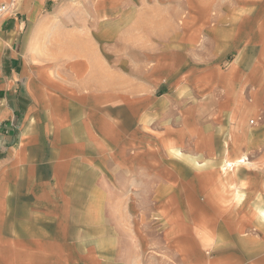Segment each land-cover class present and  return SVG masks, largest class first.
<instances>
[{"label": "crops", "instance_id": "0c3cea01", "mask_svg": "<svg viewBox=\"0 0 264 264\" xmlns=\"http://www.w3.org/2000/svg\"><path fill=\"white\" fill-rule=\"evenodd\" d=\"M61 1L0 0L6 7L0 17V264H113V220L119 216L113 195L128 193L114 179H140V137L133 141L114 130L106 97L78 95L51 74L32 72V23ZM186 2L184 36L175 48H222L232 58L218 61L222 68L209 81L195 73L172 80V86H190L193 100L182 105L178 126L147 142L180 154L189 143L213 146L221 141L217 121L227 114L230 125L219 130L229 128L232 137L223 138V161L237 160L245 156L240 134L264 109V0ZM228 172H190L180 187L191 190L184 209L202 211L200 218H186L188 225L168 217L170 225L180 222L177 234L191 236L185 264H264L261 185L242 179L237 168ZM210 210L223 211L219 224Z\"/></svg>", "mask_w": 264, "mask_h": 264}, {"label": "rangeland", "instance_id": "374dc122", "mask_svg": "<svg viewBox=\"0 0 264 264\" xmlns=\"http://www.w3.org/2000/svg\"><path fill=\"white\" fill-rule=\"evenodd\" d=\"M186 4V0H62L57 9H49L32 23L28 49L32 72L49 73L78 95H93L97 100L106 97L114 130L127 133L133 141L140 137V179H114L128 193L113 195L119 214L113 220V264H185L193 242L189 234H177L176 227L181 221L188 225L186 218H200L202 211L184 209V198L188 200L191 190L180 187L190 172L216 171L225 164L223 138L231 141L232 133L229 128L224 133L219 129L230 125L227 114L217 121L221 141L213 146L196 149L189 143L181 145L180 154L166 145L147 142L178 126L182 105L193 100L190 86L184 81L172 86V80L195 73L209 81L222 68L218 61L232 58L222 48H175L184 36ZM175 57H180L176 66ZM208 62L215 66H207ZM149 99L154 102L147 104ZM103 107L99 104L96 109L101 112ZM239 139L240 156L249 160L235 168L242 179L261 185L258 200L264 206V109L249 117L248 128ZM129 152L137 153L135 149ZM224 180L232 184L231 178ZM209 213L218 224L224 214ZM172 214L182 220L170 225Z\"/></svg>", "mask_w": 264, "mask_h": 264}, {"label": "bare ground", "instance_id": "6f19581e", "mask_svg": "<svg viewBox=\"0 0 264 264\" xmlns=\"http://www.w3.org/2000/svg\"><path fill=\"white\" fill-rule=\"evenodd\" d=\"M246 159H247L246 156H244L242 158H239L237 160H229L228 159V160H226L225 164L223 165L221 171L224 174L229 173L228 171H233L235 167L239 166V164L245 163L246 162ZM228 175H230L229 177H231V174H228ZM230 186L232 188H234L235 187V184H230ZM261 211H262V214L264 216V210H261Z\"/></svg>", "mask_w": 264, "mask_h": 264}, {"label": "built area", "instance_id": "2783aa9c", "mask_svg": "<svg viewBox=\"0 0 264 264\" xmlns=\"http://www.w3.org/2000/svg\"><path fill=\"white\" fill-rule=\"evenodd\" d=\"M5 10H6L5 5L1 4L0 5V17L2 16V14L4 13Z\"/></svg>", "mask_w": 264, "mask_h": 264}]
</instances>
